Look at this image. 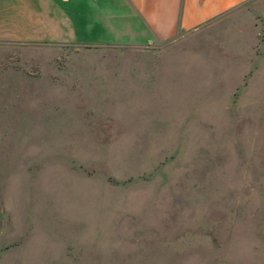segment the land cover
<instances>
[{
	"label": "rangeland",
	"instance_id": "rangeland-1",
	"mask_svg": "<svg viewBox=\"0 0 264 264\" xmlns=\"http://www.w3.org/2000/svg\"><path fill=\"white\" fill-rule=\"evenodd\" d=\"M0 264H264V0L140 46L0 32Z\"/></svg>",
	"mask_w": 264,
	"mask_h": 264
},
{
	"label": "crops",
	"instance_id": "crops-1",
	"mask_svg": "<svg viewBox=\"0 0 264 264\" xmlns=\"http://www.w3.org/2000/svg\"><path fill=\"white\" fill-rule=\"evenodd\" d=\"M257 1L0 0V12H7L10 20L20 15L23 24L24 15L29 19L27 25L0 27V32L33 33L41 29L43 33L67 35L75 42L140 46L197 31ZM62 18L67 19L66 28H62Z\"/></svg>",
	"mask_w": 264,
	"mask_h": 264
}]
</instances>
